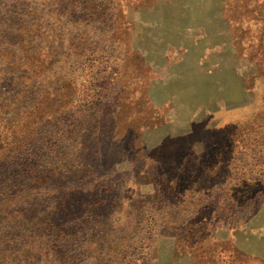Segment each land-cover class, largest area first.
I'll return each instance as SVG.
<instances>
[{"label": "rangeland", "instance_id": "obj_1", "mask_svg": "<svg viewBox=\"0 0 264 264\" xmlns=\"http://www.w3.org/2000/svg\"><path fill=\"white\" fill-rule=\"evenodd\" d=\"M257 3L0 0V264H264Z\"/></svg>", "mask_w": 264, "mask_h": 264}, {"label": "trees", "instance_id": "obj_2", "mask_svg": "<svg viewBox=\"0 0 264 264\" xmlns=\"http://www.w3.org/2000/svg\"><path fill=\"white\" fill-rule=\"evenodd\" d=\"M262 9H264V0H259V3H257V7L256 8H260L262 7ZM250 10L252 9H248L247 12H251ZM254 17H258L257 13L254 12ZM248 109V108H247ZM246 110V109H245ZM253 110V109H252ZM243 111V116L245 117L247 114H246V111L242 110ZM249 117V116H248ZM249 122H252V126H255L256 123H253V119L251 117H249ZM258 127V126H257ZM11 131V130H10ZM9 133V132H8ZM255 134V132H253ZM0 160L1 159H4L6 163L10 162V161H14L16 157H14V153H17L19 148L22 146V144H26V137H21L20 134H18V140L17 142L14 141V139L12 140H9V138H12L14 136H6V133L3 134V132L1 133L0 131ZM252 133L248 134L246 139H238L237 140V144H241L240 146V149L239 151H242V149L246 146V144H254L255 146H258L259 145V149L261 148V146L264 144V133H262L259 137H256L255 135H251ZM20 135V136H19ZM246 141V142H245ZM20 142L19 145H17L16 143ZM244 142V143H242ZM255 142H257L258 144L256 145ZM8 143H14L12 145H9ZM220 165L222 166L221 162H219ZM221 166H219V168L216 169V171H213V173H219V176H221L222 174H226L225 171L222 170ZM56 169V168H54ZM224 169V168H223ZM209 171V170H208ZM206 171L205 176L209 175V172ZM222 171L224 173H222ZM201 172V170H200ZM61 175V174H60ZM260 175V174H259ZM252 179L251 180V174H249L248 176L244 177L243 179H241V184L242 185H258V183L260 184L261 180H263V176H259ZM224 176V175H223ZM227 178V176H226ZM264 182V181H263ZM187 183H185L186 185ZM263 184V183H262ZM185 185H176L175 186V190L173 192V195H178L179 193H182V192H185V191H188L190 189L189 185L185 186ZM237 186H240L238 184H235ZM65 188V187H63ZM67 189H64V193L65 195L68 197V193L70 192L72 194V192L74 191V189L72 188V186H69V187H66ZM211 188V187H210ZM15 195H13L14 197ZM179 197V196H178ZM175 198V197H174ZM12 203L15 202L17 200V198H12ZM176 201H178V199H175L174 201L172 199H170L168 202H172V203H176ZM208 202V201H205V203ZM69 203V202H68ZM68 203H66L62 209H65V210H68L69 209V206H68ZM168 203V204H169ZM204 204V203H203ZM65 210H59L58 212H54L52 213L48 218H46L45 220V223H47V227H53L55 226V228H57L59 231V234L64 236L66 234H68V231L70 232V226L73 224V223H64L65 222H71L72 219L71 218H68L67 220L66 217L69 215L68 213L65 214L64 216L61 215ZM67 230V232H65ZM69 235H67L66 237H68ZM65 238V237H64ZM12 260H16L14 257L12 258Z\"/></svg>", "mask_w": 264, "mask_h": 264}]
</instances>
